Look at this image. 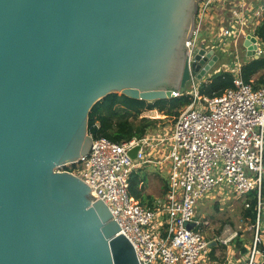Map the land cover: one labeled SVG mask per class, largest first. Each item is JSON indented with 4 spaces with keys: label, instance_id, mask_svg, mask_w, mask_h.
<instances>
[{
    "label": "water",
    "instance_id": "1",
    "mask_svg": "<svg viewBox=\"0 0 264 264\" xmlns=\"http://www.w3.org/2000/svg\"><path fill=\"white\" fill-rule=\"evenodd\" d=\"M199 1L0 0V264H140L106 202L63 167L90 152L89 115L108 94L170 98L221 59L199 48L189 63Z\"/></svg>",
    "mask_w": 264,
    "mask_h": 264
},
{
    "label": "built area",
    "instance_id": "2",
    "mask_svg": "<svg viewBox=\"0 0 264 264\" xmlns=\"http://www.w3.org/2000/svg\"><path fill=\"white\" fill-rule=\"evenodd\" d=\"M200 0L191 37L186 40L189 63L197 49H217L231 53L235 65L223 64L234 74L233 85L221 94L202 95L203 79L193 76L184 93L191 103L175 118L171 130L149 136L114 141L93 137L88 155L76 162L78 175L89 185L95 199L106 202L120 233L133 244L140 264H212L211 242L228 245L237 232L228 236L207 237L196 210L199 198H224L228 193L245 197L258 189V217L255 237L247 247L244 262L261 264L264 244L261 229L260 190L264 177V85L254 88L243 79L239 47L247 52L244 41L256 36L255 51L264 55V41L256 34V25L264 17L263 0H229L227 19L209 7L227 0ZM203 4V5H201ZM208 11V12H206ZM215 15V16H214ZM232 41V47L231 41ZM209 77V76H208ZM207 77V78H208ZM206 78V79H207ZM205 79V80H206ZM140 145L137 158L130 150ZM154 164L168 172L163 197L153 206L143 204L129 192V178L134 168ZM248 205V204H246ZM195 226L189 228L188 224ZM199 227V228H198Z\"/></svg>",
    "mask_w": 264,
    "mask_h": 264
},
{
    "label": "trees",
    "instance_id": "3",
    "mask_svg": "<svg viewBox=\"0 0 264 264\" xmlns=\"http://www.w3.org/2000/svg\"><path fill=\"white\" fill-rule=\"evenodd\" d=\"M255 32L264 41V17L256 25ZM240 73L245 81L253 84L254 88L263 86L264 55L243 61ZM233 78L234 74L231 71L215 72L201 82L200 93L209 96L221 94L226 88L233 85ZM191 101V96L186 93L153 101L132 98L116 92L110 93L92 108L89 115L88 130L94 138L105 136L114 141L142 137L154 125L153 121L155 120L146 116L140 117L142 112L156 108L169 116L177 117L180 113V107L189 105ZM65 169L72 170L68 166ZM147 180L146 169L133 170L129 178V192L143 204L153 206L156 197L146 192ZM260 201L264 203V177L260 190ZM258 202V189H253L245 196L242 215L253 225H255L258 217ZM260 215L262 219L264 216L262 210ZM235 241L240 252L245 253L247 247L241 245L244 243L241 237L236 236ZM259 246L264 251V244L261 243Z\"/></svg>",
    "mask_w": 264,
    "mask_h": 264
},
{
    "label": "rangeland",
    "instance_id": "4",
    "mask_svg": "<svg viewBox=\"0 0 264 264\" xmlns=\"http://www.w3.org/2000/svg\"><path fill=\"white\" fill-rule=\"evenodd\" d=\"M204 1L201 2L204 3ZM229 6H230L229 0H227L226 3H222L221 6L219 4L216 5L214 4V6L208 8V11L211 9L208 16H210L212 12L218 10L223 14L225 19H227V16L229 14L228 12ZM199 11H201V6H199V9H197L198 13ZM230 41H231V46H230L231 48L233 40ZM218 51L220 52V50ZM239 52H241L240 53L241 61H246L250 59V57H248L247 54L244 53V50L241 49L240 47H239ZM221 56L222 59H220L213 66V68L208 72L207 76L204 77V80L208 76L215 73L216 69H218L221 66L222 62L227 59L226 55H224L223 53H221ZM223 68L224 67H222V70ZM187 106L188 105L180 107L179 109L180 112L185 108H187ZM142 116L155 119L153 121L154 125L151 128H149L148 131L146 132V135L149 136H157L158 134H161L166 131L170 132L172 124L176 118V116L174 115L169 116L163 112H160L156 108L142 112L140 117ZM142 165H143L142 167L139 166L137 168H134L133 170H140L142 168L147 170L148 180L146 183V192L152 194L157 198L163 197L166 191L167 182L169 180L167 170L163 169L160 171L157 168V166H155L154 164L152 165L142 164ZM68 167L72 168V170L70 171H73V173L78 175V170L80 168L78 164H69ZM228 195L229 197L226 200L224 198H221V200H219L218 198L212 200L211 198H207V196H203L202 198H199L197 200L196 210L199 218L201 219V222H203L205 218L208 221V224L204 227L203 232L207 237H211L215 235L225 236L228 235L229 233L237 232L238 236L241 237V239L244 242L241 243V245L246 247V245H249L251 241L254 239L256 233V227L253 224H251L248 219L243 218L242 210L244 207L245 197L242 196L238 197L231 193H228ZM262 212L264 213V207H262ZM261 229L264 236V216L261 219ZM238 251H239V247L237 246L236 254H238ZM213 258L217 259V262L219 263L223 262L225 260L224 249L220 247L219 250L214 251Z\"/></svg>",
    "mask_w": 264,
    "mask_h": 264
},
{
    "label": "crops",
    "instance_id": "5",
    "mask_svg": "<svg viewBox=\"0 0 264 264\" xmlns=\"http://www.w3.org/2000/svg\"><path fill=\"white\" fill-rule=\"evenodd\" d=\"M218 50L219 49H217L216 52L222 59L221 53H223V50L220 51V52ZM245 53H247V52H245ZM223 54L226 55L227 59L225 58L226 59L225 61H228V62L223 61L221 66L223 64H230L231 66H234L235 65V61H234V58L231 55V53H223ZM211 199L215 200L213 198H211ZM230 234H232V233H229L228 235H230ZM228 235H225V236H228ZM216 236H222V235H215V236H211V237H216ZM236 236H238V233H237ZM236 236L233 238V240L228 245H226L224 243H221V242H218V241L217 242L213 241L214 243L211 244V251H210V254H209L212 264H239V263L244 262V260L246 258V255H247V251L245 253H242L239 250L238 254H236V250H237V244H236V241H235ZM220 247H222L224 249V251H225V260L223 262H221V263L217 262V259L213 258L214 251L219 250ZM261 262L264 263V255L261 257Z\"/></svg>",
    "mask_w": 264,
    "mask_h": 264
}]
</instances>
